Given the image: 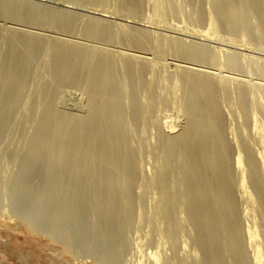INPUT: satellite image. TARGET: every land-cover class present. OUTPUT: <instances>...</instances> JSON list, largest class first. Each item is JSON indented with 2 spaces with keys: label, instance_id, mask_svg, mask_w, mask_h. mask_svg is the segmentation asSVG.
I'll list each match as a JSON object with an SVG mask.
<instances>
[{
  "label": "bare ground",
  "instance_id": "1",
  "mask_svg": "<svg viewBox=\"0 0 264 264\" xmlns=\"http://www.w3.org/2000/svg\"><path fill=\"white\" fill-rule=\"evenodd\" d=\"M66 1L97 6L0 0V18L49 32L0 24V107L27 111L30 154L48 158L12 178L19 205L0 203V264H14L3 232L45 238L72 264H118L149 191L142 218L162 221L169 251L136 243L135 264H264V0H210L198 23H171L200 40L159 31L166 0ZM67 89L83 112L58 108Z\"/></svg>",
  "mask_w": 264,
  "mask_h": 264
},
{
  "label": "rangeland",
  "instance_id": "2",
  "mask_svg": "<svg viewBox=\"0 0 264 264\" xmlns=\"http://www.w3.org/2000/svg\"><path fill=\"white\" fill-rule=\"evenodd\" d=\"M33 1L41 2V3L49 5L51 7L68 8V9H71L73 11H76L79 14H82V13L83 14H90V11H94L92 7L97 6V5L91 4V3H86V4L82 3V5H84V6L80 7L77 5L76 6L71 5L66 0H33ZM182 1H184V2H182ZM170 2H171V4L176 2L175 4L179 5V8L176 5L177 6L176 10L172 11V9H171L172 5L170 4ZM181 2H182V4H180ZM164 4H165L164 8L166 11L165 18L167 19V21H169L168 22L169 25H171V23L177 24L176 22H178L179 25H181V24H183V22L185 20V24H188V26H190L191 22H194V23L197 22V20H196L197 14L201 8L204 7L205 11H208V6H211L210 0H194L193 4H188L185 0H170V1L166 0L164 2ZM112 5H113V3L111 1L107 5V7H111ZM147 8L149 10L148 9H147L148 11L146 10V14L152 13L153 7L150 5L149 7L147 6ZM151 8H152V10L150 11ZM180 9H182V10H180ZM146 14L144 15V17L143 16L140 17L141 19L139 18L140 20H142L143 23L138 18H136V20H132V18L130 19L129 17H128L129 19H127V17H123V18L120 17V18H116V19H115V17H105V18H109L111 20H116V21H121V22L127 21V23H129L131 25L133 22H136V23H133V25H137V26L138 25L142 26V24H144V25L149 24V26H150L149 29H154V30L160 29L159 30L160 32L167 33V34L171 33L172 36H178V37H182L184 39L186 38L188 40L189 39L196 40L197 38H198V40H200L199 36H196L193 34L190 35L188 33V31L186 32L185 31L186 29H184V28L182 29V27L179 29L175 28L173 25H171V27L170 26L164 27V26L159 25L160 23L158 21H156V23H149V22L147 23L146 22V20H147ZM157 17H158V15L157 16L154 15V18H157ZM157 20H159V19H157ZM4 21L6 22V24L3 23ZM11 21H9L6 18H0V24L3 23L6 25V27L8 24H9L8 26L10 27V25H11L12 28H20L22 26L21 28H24V29L29 28L32 31H39V32H43V33L46 32L49 34L48 30L47 31L44 29L40 30L39 28L36 29L35 27L30 28L31 26H29V25L27 27V25H24V24L22 25L19 22L14 21V23H15L14 24ZM145 23H147V24H145ZM17 24H19V25H17ZM185 24H183V25H185ZM200 25H201L200 28H202L203 26L207 25V22L205 21L203 23H200ZM157 27L158 28L160 27V28L158 29ZM10 28H8V29L10 30ZM168 28H169V31H168ZM176 29H178L179 31ZM222 34H225V36H231L226 31H223ZM232 37L235 39H238L239 34H236ZM247 39L248 38L246 37L245 40H247ZM67 91H69V92H67ZM66 92L62 93V98L57 103L58 108L60 110L68 111V112H71V111L83 112L84 111V105L86 103L85 96H83L80 91L73 90V89H67ZM64 93H66V94H64ZM31 108L35 109V105L31 106ZM18 109H20V110L15 109L12 112H7L4 109L2 110V108L0 107V127L3 125V122L4 123L8 122V128H5V127L0 128V203L5 202L10 206L20 204V203H17V201L14 198L10 197V195H12V192H13V187H12L13 186V184H12L13 179L16 177V175L19 176L20 173L25 172L29 168L27 162L34 163L33 168L35 170L45 172V170H47V161H48V158H46L47 156L44 155L43 153H41V154L38 153V155H35V156H32L30 154V148H29L30 143H29V140H27V138L28 137H29V139L31 138L32 134L34 133L35 128L33 129L34 126L32 127V122H30V120L28 118L27 111H24L21 107ZM31 114H32L31 116L33 119H39L41 111L40 110H38V111L33 110V112ZM27 118H28V121H27ZM14 119H16V121ZM17 119L19 121H17ZM23 120L24 121L26 120V121L24 122ZM12 122L18 126H14V124ZM12 126H14V127H12ZM177 128H179V126H177ZM30 159H32V160H30ZM143 162H145L146 166L148 167L153 162V159L149 158L146 155L144 157ZM23 174H25V173H23ZM27 176H28V173H27V175L23 176V178H26ZM145 196H147V198L145 197L146 200L144 201L143 206H134V211L136 213V216L139 215L140 217L138 216V218H140V219L138 221V218H137L135 223L132 224L131 228H133L134 230L130 228L129 229L130 232H129V230L126 231V234L123 237L124 242H125L124 248L122 247V245L115 247V257L118 260V264H133V263L135 264V261H133V260L135 259L134 252L136 250L134 248L136 247V243L142 244L139 247L147 248L148 250L158 249V250H160L161 253H163L165 250L169 251L168 250L169 245L166 242V238L160 237V233H158L155 229V227L157 228L158 224H159V226L163 224L162 221H159V220L153 221V220H148L147 218H142L143 216H146V214L151 209V205H150L151 200H152V199L150 200L151 192L150 191L147 192L145 194ZM16 198H17V196H16ZM28 206H29V202H25V207H28ZM138 213H140V214H138ZM76 222L80 223L79 220H77ZM135 225H136V227H135ZM3 235L6 239H9V244L6 246V248L8 250V254L10 255L11 260L14 262V264H36L35 262H39L40 264H72V262L67 258L66 255L61 257V256H57V255L53 254V250H54L55 245L53 243L49 242L48 240H46L45 238H42L40 236L32 237L35 235L31 234V236H30V235H27L25 233L13 234L11 236V235L7 234L6 232H3ZM136 235L139 236L138 240L140 242L139 241L137 242V239H136L137 236ZM134 240H136V241H134ZM133 245L135 247H133ZM182 248H183V245L180 244L179 245V252L185 254V252H187V251H182ZM187 250H189V249H187ZM132 255L134 257L133 259H132Z\"/></svg>",
  "mask_w": 264,
  "mask_h": 264
}]
</instances>
